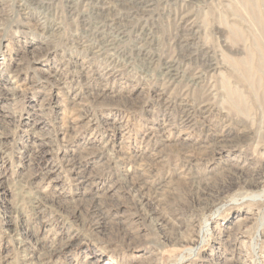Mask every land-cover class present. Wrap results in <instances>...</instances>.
Listing matches in <instances>:
<instances>
[{
  "label": "rangeland",
  "instance_id": "374dc122",
  "mask_svg": "<svg viewBox=\"0 0 264 264\" xmlns=\"http://www.w3.org/2000/svg\"><path fill=\"white\" fill-rule=\"evenodd\" d=\"M257 192L264 0H0V264H264Z\"/></svg>",
  "mask_w": 264,
  "mask_h": 264
},
{
  "label": "bare ground",
  "instance_id": "6f19581e",
  "mask_svg": "<svg viewBox=\"0 0 264 264\" xmlns=\"http://www.w3.org/2000/svg\"><path fill=\"white\" fill-rule=\"evenodd\" d=\"M256 185V184H255ZM199 186V185H198ZM251 189V188H250ZM197 191H199V190H197ZM203 195V194H202ZM201 198H203V197H201ZM250 200H255V201H257V203L258 202H262V203H264V192H261V193H259V192H257V193H253L252 194V197H250ZM206 229V228H205ZM207 230V229H206ZM183 260H185V259H183ZM183 260H182V262H183Z\"/></svg>",
  "mask_w": 264,
  "mask_h": 264
}]
</instances>
